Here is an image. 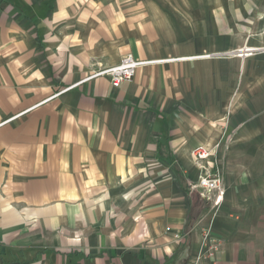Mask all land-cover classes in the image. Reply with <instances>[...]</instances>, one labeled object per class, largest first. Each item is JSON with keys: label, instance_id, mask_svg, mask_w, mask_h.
Instances as JSON below:
<instances>
[{"label": "crops", "instance_id": "crops-1", "mask_svg": "<svg viewBox=\"0 0 264 264\" xmlns=\"http://www.w3.org/2000/svg\"><path fill=\"white\" fill-rule=\"evenodd\" d=\"M246 41L264 0H0V264H264V50L203 56Z\"/></svg>", "mask_w": 264, "mask_h": 264}, {"label": "built area", "instance_id": "built-area-1", "mask_svg": "<svg viewBox=\"0 0 264 264\" xmlns=\"http://www.w3.org/2000/svg\"><path fill=\"white\" fill-rule=\"evenodd\" d=\"M264 50V47L243 45L236 50L217 54H205L203 56H229L237 57L251 56L259 51ZM162 60H142L135 58L131 53H125L117 64L110 66H102L93 71L88 77L107 76L110 84L113 87H118L123 82L132 80L138 68L150 62ZM229 136L227 137V139ZM198 146L191 152V159L195 164L200 165L202 161L211 157L214 153V148L218 147ZM217 160L212 161L213 171L203 172L192 185V188L199 191L200 195L209 201L213 213L222 204L225 196V187L223 183L222 173L218 167ZM178 237V235H175ZM221 241L212 234L209 227H202L200 231V248L196 257V264L203 257L213 258L216 252L220 249Z\"/></svg>", "mask_w": 264, "mask_h": 264}, {"label": "rangeland", "instance_id": "rangeland-1", "mask_svg": "<svg viewBox=\"0 0 264 264\" xmlns=\"http://www.w3.org/2000/svg\"><path fill=\"white\" fill-rule=\"evenodd\" d=\"M243 45L264 47V45H250V44L247 43V41H246L245 43H243ZM243 45H242V46H243ZM239 48H240V47H239Z\"/></svg>", "mask_w": 264, "mask_h": 264}]
</instances>
